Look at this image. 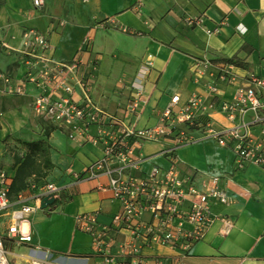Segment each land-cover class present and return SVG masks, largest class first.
Instances as JSON below:
<instances>
[{
    "label": "crops",
    "instance_id": "obj_1",
    "mask_svg": "<svg viewBox=\"0 0 264 264\" xmlns=\"http://www.w3.org/2000/svg\"><path fill=\"white\" fill-rule=\"evenodd\" d=\"M57 1L44 0L35 7L31 0H3L0 39L18 47L24 28H38L51 42L54 59L79 56L81 71L86 75L91 72L92 97L110 112L115 109L108 108L94 95L96 84L106 87L113 82L126 100L127 84L138 64L143 59L151 60L153 67L145 83L147 102L136 120L138 127L158 123L161 109L175 93L180 95V103L192 90L200 92L205 101L211 99L210 80L195 81L196 64L201 59H230L238 64L235 65L237 83L218 84V99H229L237 85H247L243 76L248 72L264 77V0H87L78 6L73 20L65 24H59V17L68 13L72 4L60 0V8H56ZM234 7L241 14L233 12ZM198 15L204 16L199 25L184 21ZM103 19L106 20L100 22ZM85 39L88 41L84 44ZM109 40L115 42L110 48L106 45ZM114 54L117 56L113 57ZM125 65H128L126 70ZM0 70L18 79L24 71L19 54L0 48ZM34 94L31 86L23 94H10L0 79V172L14 177L15 153L9 151L13 147L11 143L19 145L17 139L44 138L52 164L44 178L46 182H55L59 192L48 209H36L30 214L32 243L15 248L11 264H25L24 257L36 246L49 254L46 264H92L98 258L93 253L91 238L75 228L74 216L98 211L99 221L109 222L119 204L109 200L108 191L97 189L99 183L106 182L104 176L76 180L73 174L100 158L101 148L69 139L65 128L53 122L54 128L46 135L41 134L36 122L40 117L29 108ZM121 112L119 109L118 113ZM214 117L217 124L223 122L220 114ZM196 136L194 142L176 150L179 167L184 172H195L198 185H206L210 174L220 176L228 203L214 202L211 209L214 214L229 216L232 227L224 233L220 222H213L204 237L192 245L185 263L264 264V169L255 165L235 169L229 148L199 134ZM162 148L161 143L141 144L137 149L142 158L141 167L147 169L152 164L167 167L169 162L161 153ZM26 189H22L24 193ZM4 219L1 215L0 234L4 233ZM147 252L165 257L170 264L178 260V251L170 247L158 246ZM77 255L90 258H72Z\"/></svg>",
    "mask_w": 264,
    "mask_h": 264
},
{
    "label": "built area",
    "instance_id": "obj_2",
    "mask_svg": "<svg viewBox=\"0 0 264 264\" xmlns=\"http://www.w3.org/2000/svg\"><path fill=\"white\" fill-rule=\"evenodd\" d=\"M31 1L35 7L44 2ZM232 10L241 14L238 7ZM184 21L199 25L204 16ZM0 48L18 53L24 66L18 79L0 70L6 92L23 94L31 86L35 90L29 107L32 114L64 127L71 140L101 148L100 158L73 174L76 180L104 176L106 182L99 183L97 189L108 191L109 200L119 204L109 222H100L98 211L74 216L75 228L91 238L98 258L92 264H170L165 257L147 252L158 246L176 249V264H186L190 248L204 237L213 222L219 221L224 233L231 229L230 217L214 214L211 209L214 202L228 203L220 176L210 174L206 185H198L195 172H184L179 167L176 150L194 142L199 134L229 148L235 169L248 165L264 169V77L248 72L243 76L247 85H237L229 99H218V84L234 85L239 79L235 63L201 59L196 64L195 81L210 80L211 99L205 101L200 92L192 90L180 103V95L175 93L161 109L158 123L138 127L136 120L147 102L145 83L153 67L151 60L143 59L138 64L127 84L126 104L121 113H116L103 109L92 97L91 72L86 75L81 71L79 56L54 59L51 42L38 28H24L18 47L0 39ZM214 114H220L223 122L217 124ZM144 142L163 144L161 153L169 162L167 167H141L137 149ZM10 182L11 178L1 171L0 216L5 219L4 233L0 234V264H11L12 248L32 243L30 214L41 208L43 196L56 200L59 192L55 182H46L34 197L23 191L11 195ZM29 251L32 253L24 257L27 262L46 264L48 253L38 246Z\"/></svg>",
    "mask_w": 264,
    "mask_h": 264
},
{
    "label": "rangeland",
    "instance_id": "obj_3",
    "mask_svg": "<svg viewBox=\"0 0 264 264\" xmlns=\"http://www.w3.org/2000/svg\"><path fill=\"white\" fill-rule=\"evenodd\" d=\"M3 0H0V4ZM87 0H64V2H67L68 4H72L69 8V12L66 14H62L61 17H59V24L62 22V24H65L66 22L72 21L74 16L78 12V6L80 4H85ZM56 8H60V0H58L55 4ZM107 47L110 48L115 45V42L112 40L107 41L106 43ZM117 55L114 54L113 57H116ZM5 63L7 62V59H4ZM99 63V62H98ZM104 67H108V59L107 57L104 58ZM128 68V65H125V70ZM92 83V82H91ZM94 89V95L102 102V104L106 105L110 109H115V112L118 113V110H122L126 104L125 97L122 95V92L117 89V86L113 82H109L108 86H102V83H97ZM39 131L41 134L46 135L52 128H54V125L41 118L36 119ZM17 141L20 143L19 145L13 144V147L9 148V151H13L15 153L14 156H17L19 158H25L28 162H31V168L29 175H27L25 178H27L29 181L28 186L26 187V195L30 197H34V193L39 191L41 187H43L46 183V180L44 178L45 174L48 172V170L51 168L52 164L49 160V145L47 141L44 138L38 139V140H20L17 139ZM28 171V170H26ZM35 172L34 175L31 173ZM33 184V186H32ZM15 193V192H14ZM15 250V248H12ZM13 250V251H14ZM18 250V249H16ZM12 260V257H10ZM25 264H30L24 261ZM13 264V262H12ZM16 264H20L19 262H16Z\"/></svg>",
    "mask_w": 264,
    "mask_h": 264
},
{
    "label": "trees",
    "instance_id": "obj_4",
    "mask_svg": "<svg viewBox=\"0 0 264 264\" xmlns=\"http://www.w3.org/2000/svg\"><path fill=\"white\" fill-rule=\"evenodd\" d=\"M105 20L106 19H103L100 22L102 21L104 22ZM230 61H234V60H230ZM234 63L235 65H238L236 61H234ZM13 166L15 167V174H14V177H12L10 185H9V193L11 195H15L18 192L23 191L22 190L23 188H26L28 184L25 182V179H26L25 177L29 175L30 172H32L30 171L31 162H28L25 158L21 159L17 156H14Z\"/></svg>",
    "mask_w": 264,
    "mask_h": 264
},
{
    "label": "water",
    "instance_id": "obj_5",
    "mask_svg": "<svg viewBox=\"0 0 264 264\" xmlns=\"http://www.w3.org/2000/svg\"><path fill=\"white\" fill-rule=\"evenodd\" d=\"M55 201L54 197L53 196H43L40 200V207L41 208H45L47 207L48 205H51L53 204Z\"/></svg>",
    "mask_w": 264,
    "mask_h": 264
}]
</instances>
